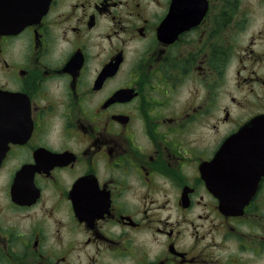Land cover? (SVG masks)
Here are the masks:
<instances>
[{
    "label": "flooded vegetation",
    "instance_id": "1",
    "mask_svg": "<svg viewBox=\"0 0 264 264\" xmlns=\"http://www.w3.org/2000/svg\"><path fill=\"white\" fill-rule=\"evenodd\" d=\"M0 14V264H264V0Z\"/></svg>",
    "mask_w": 264,
    "mask_h": 264
},
{
    "label": "water",
    "instance_id": "2",
    "mask_svg": "<svg viewBox=\"0 0 264 264\" xmlns=\"http://www.w3.org/2000/svg\"><path fill=\"white\" fill-rule=\"evenodd\" d=\"M5 17L6 22L7 21H13L17 20L19 18L18 15H5V14H0V21ZM21 24V23H20ZM13 29L12 27H8L5 24L3 26L0 25V32H6ZM237 135H241V132H239ZM221 151H225V145L222 147Z\"/></svg>",
    "mask_w": 264,
    "mask_h": 264
}]
</instances>
